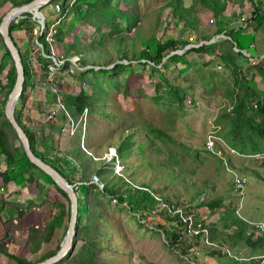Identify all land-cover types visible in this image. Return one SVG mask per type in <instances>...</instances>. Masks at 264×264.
<instances>
[{"label":"rangeland","instance_id":"1","mask_svg":"<svg viewBox=\"0 0 264 264\" xmlns=\"http://www.w3.org/2000/svg\"><path fill=\"white\" fill-rule=\"evenodd\" d=\"M61 1L59 0V2ZM193 1L192 4V0H140L138 27L132 32L114 33L112 37L107 28L97 29L93 22H89L91 19H80L76 14L69 15L67 19L57 25V30L64 29V34L61 35L60 40L55 35L54 42L49 43L51 52L57 61L85 59L87 65L90 63L93 65L97 62L100 54L105 56L102 61L117 60L114 39L122 38L125 41L136 39L139 47L143 48L145 44L141 40L144 38L150 44L154 39L177 40L179 42L178 53H181L183 51L181 42L204 43V39L214 37L219 28L239 30L245 23L250 22L249 19L257 8L258 2L264 0H244L242 3L237 2L239 0H232L228 2L221 18H215L209 12L211 8L203 6L196 0ZM114 4L121 9L122 5L119 0H116ZM53 6L54 4L48 5L41 11L50 25L57 23L60 15L54 11ZM175 7L178 11L187 9L190 12V17H196L198 19L197 29H185L179 19L170 17V13ZM12 8L10 4L0 8V15ZM85 9L88 10V7ZM31 23L34 26L33 36L27 28L23 27L17 28L13 32L22 54L30 59L33 66L31 84H34L35 87L33 91L31 90V100L34 104L28 109L36 111L38 104V107H43L40 112L46 116L49 111L56 109L58 104L51 103L56 94L54 88L61 90L62 93L75 95L80 94L82 89L87 90L90 95L98 92L95 99V113L92 114L88 111V120L81 123L80 133L75 138L62 132V129L69 124L68 122L64 124L65 122L61 118L66 112L65 110L60 109L52 121L46 119L44 123H36L37 128L35 129H42L41 134L43 133L47 139L46 148L51 147L57 152L59 148L70 149L71 144H76L78 150L71 152L73 157L64 159L71 165L74 164V167H80L82 161L89 158L88 155H95L96 161L100 159L108 163L115 159V156L109 154L111 149L127 142L133 144L132 154L123 161V164L121 163L123 169H126L124 175L129 176L135 185L149 184L156 187L155 190L160 192L159 197L162 195L175 205L183 203L186 207L188 205L195 207L196 219L201 220L211 233L214 231V239L217 240L215 243L212 242L214 248L208 246L205 240L192 245L190 243L192 239H190L191 241L185 239L182 232V238L190 242L184 243L181 250L172 251L167 246V240L140 226V224L146 223L145 216H149V214L147 215L143 210L130 213L117 207L114 201L111 205L104 203L106 217L109 219L112 232H109L110 238L106 236L102 240V244L106 248L101 255L102 261H105L106 264H264L260 260H253L264 257V248H251L244 241L235 247L233 245L236 233L242 236L246 235L252 242L257 241L254 236H249V232L254 231L257 224H264V166L251 158L253 154L242 155L229 149L219 134V126L216 127L217 124L214 123L223 109L229 107L225 92L228 89L227 86L232 84L227 78L224 68L218 65L217 59L220 51L224 48L223 44L226 43L224 40L230 37L227 38L219 34L218 40L224 42L218 43L213 48V52L189 56L185 62L179 64L170 61L166 68L161 69L173 86L183 90L180 93L183 103L182 106H179L176 100H171V94L166 93L167 87L158 92L156 85L160 82L159 72L156 69L139 65H135L133 69L137 74H144L145 77H137L128 94L122 86L116 88L100 76L88 75L84 78L80 72L71 74L69 71L71 68L65 71L60 70L55 74V86H52L49 82V74L42 70L38 62L39 56L45 55L43 47L37 43L39 33L35 32L40 23L33 16ZM242 32L245 37L253 36L256 32L257 39L255 44L245 40L243 46H246V49L251 48L252 51H244V55L249 53V59H240L237 63L240 64L241 73L248 81L260 79L256 88L264 96V76L259 70L260 66L264 65V59H262V55H264V26L259 27V21H254L250 24V29L247 28ZM3 54L4 48L1 44L0 64L5 65L1 80L7 84L5 77L11 69V64L8 59H3ZM123 63L127 64V61H123ZM212 65L215 66V71L212 69ZM5 92V89L3 92L0 90V101L3 100ZM158 95L161 98H158ZM43 119V116L37 118L38 121ZM75 121L79 122V120ZM83 125L86 126L85 146L82 145ZM150 126L165 130L174 141L168 138H158L155 141H149L148 144ZM208 133L217 136V139L213 141V149L215 150V145L220 144L221 146L220 150V147H217L215 153L207 148ZM11 141L12 145H18L12 135ZM59 143L62 146H58ZM141 144L144 146L142 150L139 148ZM81 148L86 153L80 151ZM47 159H50V156ZM59 166L64 167L59 168L60 170L72 174L73 168ZM102 166L104 167V163ZM123 171L118 170L115 166L116 175H121ZM36 173L39 174V172ZM235 177L247 178V184L245 183L243 186L241 195L235 191ZM98 179L101 183L100 178ZM135 185L133 184V187ZM41 186L43 189H38L34 184L30 191H35L38 194L42 192L44 200L41 203L45 205V211L43 210L45 213L41 220L39 215L33 212L30 221H33L32 224H34L37 220L40 227L46 226L51 221L59 223L54 238L51 243L44 244L38 253H33L32 244L22 239L19 232L16 234L18 237L9 248L12 254L32 262L38 261L49 250L60 245L62 238L66 236L70 221L68 209L64 206V198L54 192L55 189L52 185L42 183ZM23 187L25 186L23 185ZM58 199L62 201H58ZM204 201L218 203L220 208L216 207L210 211L207 205L202 203ZM20 204L25 205L24 202ZM162 207H164L163 204L161 208L160 205L157 208L162 209ZM223 208L226 210L225 213L228 212V209L230 210L227 213V222L222 217L224 210L221 209ZM153 214L152 221L156 222L159 218L158 214L155 212ZM135 215L140 220L142 218L144 220L140 224L137 223L133 218ZM232 224L234 228H232ZM157 228L156 223L149 227V229ZM4 232L5 228L0 221V234ZM174 233L177 231L174 230ZM169 240L171 241L170 237H168ZM222 243H225V247L230 249L229 254L226 255L228 257L222 255L218 249ZM82 244L84 243L79 242L74 255L77 254ZM210 248L215 252L214 258L210 257L212 254ZM182 251L188 253V259L182 256ZM1 262V264H17L7 257H2Z\"/></svg>","mask_w":264,"mask_h":264},{"label":"trees","instance_id":"2","mask_svg":"<svg viewBox=\"0 0 264 264\" xmlns=\"http://www.w3.org/2000/svg\"><path fill=\"white\" fill-rule=\"evenodd\" d=\"M0 1V8H3L8 4H10L13 8H16L28 5L35 0ZM115 1L116 0H62L59 2V0H55L49 5H55L57 3L62 5V9H64V11L60 13L58 18L60 24L62 21L67 19L69 15L76 14L80 19H91L89 22H93L95 26H97V29L104 27L107 28L108 32L110 33L109 35L112 37V34L114 33L118 34L119 32L124 31L132 32L138 27L139 22L140 0H119V3L122 5L121 9L119 6L117 7V5L114 4ZM196 1L203 6L211 8L209 12L212 13L215 18H221L222 13L228 5V2H231L232 0ZM237 2L242 3L244 0H239ZM193 3L194 1L192 0V4ZM123 6L124 8H122ZM45 7L40 8L38 11H42ZM86 7H88V10L85 9ZM256 7L257 8L252 13V17L249 19L250 22L245 23L242 28H239V30H224L219 28V31H217L216 35L212 38L210 37L204 39V43L196 42L195 44H187L181 42V44H183V51L181 53H178L179 42L174 39L167 41L154 39L153 43L150 44L147 43V40L143 38V40H141L143 44H145L143 48L139 47L136 39L126 41L122 38L119 40L114 39L117 60L110 59L107 61H102V58L105 56L100 54L97 62L93 64V68L91 63L87 65L88 63L86 60L82 59L80 63L81 66L88 69H85L80 73H82L84 78L88 77V75L100 76L107 83L115 86L116 88L122 86L128 94L130 87L133 85V83H135V79L139 76L145 77L144 74H137V72L134 71L133 68L135 65L150 67L153 70L156 69L160 74V82L156 85L159 90L158 92H161V89L167 87L166 93L171 94V100H176L179 106H182L183 98L180 93L183 90L179 87L173 86L167 80L161 69L166 68V65L170 63V61L179 64L180 62H185L186 58L189 56L198 54L205 55L213 52V48L217 46L218 43L226 41V43L223 44L224 48H222V51H220V54L218 55L217 61L218 65L221 68H224L225 72L227 73V78H229L232 85L227 86L228 89L225 92L229 107L224 108L223 111L216 117L214 123L217 125L215 126H219V134L222 136V139L225 141L229 149L234 150L235 152L242 155H251L260 151H264V96L260 93L259 89L256 88L260 82V79L257 78L256 81L252 82L248 81L241 73L240 64L237 63L240 59H249V53L244 55V51H252L251 48L246 49V46H243L245 40L251 44H255L257 39L256 32L253 36L245 37L242 35V31L247 28L250 29V24L254 21H259V27L264 26V16H262V13H264V1H259ZM6 12L0 15V23ZM33 13L36 14V11H33ZM189 15L190 12H188L187 9L178 11L176 7L170 13V17L172 16L173 18L179 19L185 29H197L198 19L196 17H190ZM31 18L32 14L27 13L24 14V17L20 18L18 21L14 20L11 22L10 33L14 40L15 36L13 32L17 28H27V30L32 33V36L34 35V26L31 23ZM93 20H96L97 22H94ZM50 26L51 25L45 19V28L38 36V41L41 42L43 45V51H45V55L39 56L38 62L42 70L47 74H49V66L54 65V61L51 58V56L53 57V54L51 52L50 44L45 38ZM62 34H64V29H58L55 35L58 36L60 40ZM219 34L230 38L224 41H219ZM1 44L4 48L3 59H8V62L11 64V69L5 77V79H7V84H4L1 80L5 65L0 64V90L1 92H3L4 89L6 91L3 100L0 101V155L5 157L4 159L0 158V177L4 183L3 186L5 188L9 186L11 182H15L17 185H23L24 182H26L28 186H33L36 184L38 189H43V186H41V181L44 184L48 183V185H52L53 188L60 194V196L64 198V206L67 207L68 215L70 217L71 204L67 193L57 188L47 175L42 173L37 166L29 161L22 150V145L18 142V136L14 128L6 118L5 105L9 94L15 85L17 74L15 63L11 57L9 49L4 43L3 36L0 33V45ZM16 44L20 49V54L25 69L24 90L16 110L17 121L25 130L34 154L40 157V159H42L45 163L51 165L62 176L67 178L71 185H73L77 190L80 199V215L79 223H77L76 228L77 236L74 240V248L65 259H62L56 264H106L101 258L103 251L106 249L104 248V244H102V240L106 236H109V238L111 237L109 234L111 231V224L109 219L106 217L104 203H109L111 205L114 201L117 207L130 213L143 210L144 213L147 215L149 214V216H145L146 220L143 218L140 220L136 215L133 216V218L139 224L143 220L146 221L145 224L142 223L140 226L147 228L149 231L157 233V235L162 239L167 240V246L170 250H181L182 246H184V243H189L191 240L189 239L190 241L188 242L182 238L184 224L181 221L178 212L181 211L184 212L187 217L193 216L196 218L197 215L195 214V207L191 205L186 207L183 203L175 205L171 201L164 198V196L161 195L159 197L160 192L156 191V187L152 185H135V182L129 178V176L124 175L126 169L121 175H116V159L106 163L104 160L100 159L96 161L95 158L97 157L95 155H88L89 158L83 160L80 167H74V164L71 165L70 162L64 158L58 157L56 154L52 155L50 159H47L45 155L40 154L37 151V135L29 126H27L23 117V111L26 107V103L29 100L31 90L33 91L35 87L34 84H31V80L33 79V66L30 59L26 58L22 54L21 48L17 41ZM262 56V59H264V55ZM250 60L252 61V59ZM123 61H127V64L123 63ZM71 65L72 61L67 60L64 68H62L61 71L69 69ZM212 69L215 71L214 65H212ZM259 70L264 76V65H261ZM51 84L52 86H55V84ZM54 89L56 90V94L54 96L53 102L51 103L56 104L60 98L62 104L65 105L67 111L75 120H80L87 110L92 114L95 113V99L98 92L90 95L87 90L82 89L80 94L75 95L66 92L62 93L61 90H57L56 88ZM157 97L161 98L159 95ZM47 101L50 102L49 100ZM254 105H257V108H255ZM40 108L43 110L42 106H40ZM61 118L64 120V124H67L69 121L66 112H64V115H62ZM148 134L150 135V140L147 141L148 144L149 141H155V139L158 138H168L169 140L174 141L170 134H168L165 130L153 126H150ZM11 135L12 138L17 142V146L14 144L12 145ZM218 146L220 147L219 149H221L219 144L216 145V149ZM132 147L133 144L128 142L115 147L118 159L122 164L123 161L128 159L132 154ZM139 148L142 150L144 149V146L141 144ZM81 150L84 151L82 148L80 151ZM78 154L79 152H77V155ZM77 158L81 159L80 157ZM103 163L104 167L102 166ZM59 165H64L67 168H73L72 174L70 175V173L67 174L68 172L60 170L59 168L64 167ZM28 170H32L33 172L27 174ZM35 171L39 172V177L35 176ZM25 174L26 180L24 179ZM95 177L100 178L102 184L99 182V179L98 182H94ZM78 184L82 185L77 188ZM133 184L135 187H133ZM221 202L223 203V201ZM4 203V201H0V215L3 210L1 204ZM45 203H47V201H45ZM202 203L207 205L210 211L216 207L220 208L218 203H206L205 201ZM162 204L164 207H162V209H158L157 207L160 205L161 208ZM14 205L17 206L18 211L14 217H12L7 222H4L3 226L5 228V232L0 234V264L2 263V257H7L15 261L17 264H36L55 255L59 249V245L55 246L53 250H49L47 254L35 262L20 258L10 252L9 248L12 245V240L10 237L11 233L14 231L16 233L20 232L21 238L29 241L32 244L33 253H38L44 244L51 243L56 232V227L53 222L42 227H40L36 221L34 224H32L33 221H30L29 213H31L34 208L39 207L38 205L32 203L29 205H23L19 203ZM221 210H224L222 212V217L227 222V213H229L230 210L228 209L227 213H225V208ZM154 212L157 213L159 217L156 222L152 221ZM154 223H156L158 228L149 229V227H152ZM171 226L173 230L171 229ZM232 228H234L233 224ZM40 229L42 230L40 231ZM174 230H176L177 233H174ZM164 235L170 237L171 241H168V237L165 238ZM236 235V240H234L233 244L234 247L240 242L244 241L247 246H250L251 248H264V241L262 239L257 241H254L253 239L254 242H252L251 239L246 237V235L242 236L237 233ZM209 240L211 243L217 242V240L214 239V231L212 233L209 231ZM199 241L201 242V239L192 238V242L190 243L194 245ZM79 242L84 244H82V246L79 248L77 254L74 255V251L76 250ZM210 249L212 251L210 257L214 258L215 252H213L212 248ZM218 249H220V253L222 252L221 254L224 256L228 255V252H230V249L225 247V243H222ZM187 254V252L182 251V256L188 259ZM253 260H260L261 263L264 262L262 259Z\"/></svg>","mask_w":264,"mask_h":264},{"label":"water","instance_id":"3","mask_svg":"<svg viewBox=\"0 0 264 264\" xmlns=\"http://www.w3.org/2000/svg\"><path fill=\"white\" fill-rule=\"evenodd\" d=\"M53 1L55 0H35L28 5L12 8L11 10H8L6 12L0 23V33L2 34L4 43L9 49L11 57L15 63L16 74H17L15 85L11 93L9 94V97L5 105L6 118L14 128L18 136V142L22 145V150L25 153L26 157L29 159V161L35 166H37L42 173L47 175L57 188L67 193L71 204V211H70L71 214H70L68 230L65 238H62L61 240L58 251L56 252L55 255L36 264H56L62 259H65L73 250L74 240L77 236V230H76L77 223H79L80 199L77 190L73 185H71V183L67 178L62 176L51 165L45 163L42 159H40V157L34 154V152L31 149L30 141L28 139L25 130L17 121L16 110L24 90L25 69L20 54V49L10 33V24L13 20L18 21L19 18L24 17V14L30 13L32 14L33 18L40 23L43 30L45 28V17L41 13V11L39 12L38 10L42 7L48 6ZM33 10L36 11V14L33 13ZM41 46L43 47L42 44Z\"/></svg>","mask_w":264,"mask_h":264},{"label":"built area","instance_id":"4","mask_svg":"<svg viewBox=\"0 0 264 264\" xmlns=\"http://www.w3.org/2000/svg\"><path fill=\"white\" fill-rule=\"evenodd\" d=\"M53 9L56 13H61L62 11H64V9H62V5L60 3L55 4L53 6ZM58 24H60V21H58L57 23L51 24L49 30L46 33L45 38L49 43H53L55 40V34L58 31L57 30ZM42 31H43L42 26L39 24V27L35 30V32L41 34ZM38 44L40 45V47H42L40 43H38ZM52 59L54 60V65L49 66V82L55 84V81H54V78L56 76L55 74H57L62 68H64L66 61H61V60L57 61L55 59V57H52ZM80 63H81L80 59H76L75 61H72V66L70 67L71 69L69 70L71 74H77L78 72H81V71H84L85 69H88V68L82 67ZM53 90H55V89H53ZM55 92H56V90H55ZM57 104H58V107L56 109H53L52 111H50L49 114H47L46 119L48 121H52L55 119V117H56L57 113L60 111V109L65 110L67 115H68V118H69V121H68L69 124L66 128L62 129V132L70 134L71 138H75V136H77L80 133L81 123L85 122V121L87 122V120H88V115H89L88 110L80 118L79 122H76L75 119L67 111L65 105L62 104L60 98L58 99ZM254 107L257 108V105H254ZM83 126H84V134H83L82 145L85 146V144H86L85 143L86 142V140H85L86 126L85 125H83ZM207 136H208L207 148L212 152L214 151V153H215L216 152V145H215V150H214L213 149V141L217 139V136L214 135L213 133H208ZM231 152H233V151H231ZM109 154L115 156L116 168L120 171H123L124 167L121 165V162L118 159V155H117L116 150L111 149ZM251 158H254L256 163L264 165V152H258L256 154H253L251 156ZM94 182H98V178L95 177ZM245 183H247L246 177H235V180H234L235 191L239 192L240 195L242 194L241 190H242L243 186L245 185ZM81 185L82 184H78L77 188ZM178 213L180 215L181 221L184 224L183 236L185 239L189 240L192 238H199L201 240H205V243L208 246L214 248V244L211 243V241L209 240V229H207V227L205 226V224L201 220H197L193 216L187 217L184 214V212H181V211H179ZM249 236H254V238H256L257 240L262 239L264 241V224H262V223L257 224V226H255L254 231L249 232ZM262 260H264V257H262Z\"/></svg>","mask_w":264,"mask_h":264},{"label":"crops","instance_id":"5","mask_svg":"<svg viewBox=\"0 0 264 264\" xmlns=\"http://www.w3.org/2000/svg\"><path fill=\"white\" fill-rule=\"evenodd\" d=\"M31 98H32V93L29 97L28 102L26 103V107L23 111V117H24V122L27 124V126H29L37 135V139H38L37 151L40 154L45 155L46 157L50 156V158L52 155L56 154L57 156H60L62 158L71 159V157H73V154H71V152L78 150V147L76 146V144H74V145L71 144L70 149H65V150H62L61 148L58 149V147H56V149H58L60 152L59 151L55 152L54 151L55 149H52L51 147L46 148V145H47L46 143H48V142H46L47 139H45V135L43 133L41 134L42 129H40L39 127H38L39 128L38 130L35 129V128H37L35 126L36 123L46 122V114L44 115V113L40 112V111H42V108L38 107V104L36 106V111L28 109L29 106H32L34 104L33 101L31 100ZM39 116H43L44 119L42 121H38L37 118ZM28 120H31V121H28ZM31 122H32V124H31ZM41 128H42V126H41ZM58 146H62V144L59 143ZM0 158L4 159L5 157L3 155H0ZM32 172H33L32 170H30V171L28 170L27 174L32 173ZM34 173L36 174L35 175L36 177L37 176L39 177V174L36 173V171ZM24 179L26 180V174L24 175ZM41 184H42V181H41ZM3 185H4L3 180L0 177V201L5 202L4 204H1V206L3 207V210H2L1 215H0V221L2 222V224H4V222H7L12 217H14V215H16L18 208L14 204H18V203L20 204L21 202H24L25 205H29L31 203L38 205L39 207L34 208V210H32V212H35L36 214H38L39 219H41V220L43 219V216L45 213V212H43V210L45 211V209H44L45 205H43L41 203L42 200H44L42 198V194H41L42 192L38 194L35 191H30L31 186H28L26 182H24V184H23L25 187H23V185H20V184L17 185V184H15V182L14 183L11 182L9 184V186H7L5 188ZM54 192L60 196V194L56 190H54ZM58 201H62V200L58 199ZM32 212L29 213L30 216H32ZM48 220H49V218H48ZM51 222H49V223H51ZM53 224H55V227L57 230V224H59V223L53 222ZM16 234L17 233L15 231L11 233L10 238L12 240V243L18 237V235H16Z\"/></svg>","mask_w":264,"mask_h":264},{"label":"bare ground","instance_id":"6","mask_svg":"<svg viewBox=\"0 0 264 264\" xmlns=\"http://www.w3.org/2000/svg\"><path fill=\"white\" fill-rule=\"evenodd\" d=\"M33 11H35V10H33ZM247 184V183H246Z\"/></svg>","mask_w":264,"mask_h":264}]
</instances>
